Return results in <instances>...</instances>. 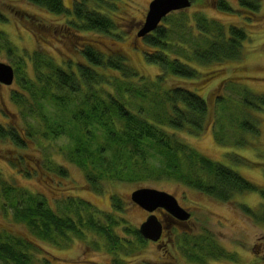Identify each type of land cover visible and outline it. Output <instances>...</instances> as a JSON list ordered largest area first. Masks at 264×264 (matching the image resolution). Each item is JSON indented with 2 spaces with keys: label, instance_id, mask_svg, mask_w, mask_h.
Returning <instances> with one entry per match:
<instances>
[{
  "label": "trees",
  "instance_id": "trees-1",
  "mask_svg": "<svg viewBox=\"0 0 264 264\" xmlns=\"http://www.w3.org/2000/svg\"><path fill=\"white\" fill-rule=\"evenodd\" d=\"M27 1L65 19L60 24L46 23L25 13L22 22L38 47L14 62L19 88L10 94L20 109L23 130L0 123V140L13 143L17 150L28 146V141L34 142L44 155L42 162L39 156L33 157L32 165L30 158L19 152L1 158L25 177L46 176L47 184L54 174L68 176L66 166L55 162L53 151L47 150L51 141L66 136L68 143L59 145L58 152L83 172L88 185L97 192L105 181L143 184L162 178L223 202L255 191L263 199L262 210L257 212L245 203L240 207L255 222L264 223L263 186L180 137L182 131L200 134L214 123L219 144H254L252 137L259 135V120L252 112L264 111V94L242 86L241 101L234 103L233 98L222 95L216 114L207 99L187 85L207 84L221 73V68L203 67L243 56L248 38L244 27L224 24L204 12L193 16L184 9L169 13L152 32L143 37L136 34L138 42H143L134 50L141 48L145 61L160 70L149 78L114 46L126 30L116 19H122L117 12L121 0H74L71 7L63 0ZM238 1L251 11L260 5L258 0ZM216 8L235 11L227 0H218ZM7 19L0 10V21ZM47 32L56 34L60 45L71 52L57 45V54L50 53L43 46ZM2 36L5 33L0 30ZM6 40L0 50L5 47L11 52L10 40ZM28 64L33 75L22 73ZM235 86L229 84L232 90ZM237 156L234 159L238 161L245 159ZM53 202L54 206L43 192L35 193L0 172V209L9 216L4 215L7 220L28 230L23 235L0 231V264H35L33 253L40 248L37 240L65 247L74 238L84 240L96 234V245H106L115 256V264H124L122 255L147 243L138 228L127 224L122 230L130 237L121 236L118 229L123 221L112 212L104 213V222L100 221L82 197L60 196ZM113 204L118 209L121 200L113 197ZM184 240L186 254L202 257L195 236L185 235Z\"/></svg>",
  "mask_w": 264,
  "mask_h": 264
},
{
  "label": "rangeland",
  "instance_id": "rangeland-1",
  "mask_svg": "<svg viewBox=\"0 0 264 264\" xmlns=\"http://www.w3.org/2000/svg\"><path fill=\"white\" fill-rule=\"evenodd\" d=\"M63 1L65 6L71 7L74 0ZM217 1L192 0V5L183 11L187 14L190 13L191 16L197 12H204L224 24L239 25L247 31L248 38L244 42V53L240 59L203 67V70L221 68V73L207 84L187 83L189 87L197 89L199 95L207 99L213 113L216 111V114H219L220 104L216 105L219 97L222 95L229 96L233 98L234 103H239L242 99V86L247 87L255 94H264V0H258L260 5L256 11L241 7L238 0H227L235 9L234 12L217 9ZM150 2L151 0L119 1L117 12L122 19H116L124 23L126 30L124 37L121 40H117L114 46L129 57L130 62L139 73L152 78L160 71L159 67L145 61L144 55H141L143 52L141 48L134 50V46H139V43L143 42H138L136 34L145 20ZM0 10L8 18L5 21H0V30L5 33L4 37H0V44L2 45L7 41L6 39H9V46L14 50V52L13 50L9 52L5 47H2L0 50V62L12 65L14 62H18L19 56L26 55L38 47L33 34L22 22L25 13L28 17L41 19L46 23L60 24L65 19L64 16L32 5L27 0H0ZM191 21L194 23L193 20ZM45 36L46 42L43 46L50 53L57 54V45L66 49L64 45H60L56 34L47 32ZM67 51L71 52V50ZM26 72L29 75H33L30 64L22 69V73ZM230 83L236 85L234 90L229 87ZM17 88H19V84L16 76L11 85L0 83V123L15 126L22 131L23 124L20 109L10 98L12 90ZM254 114V117L259 120V135L252 137L254 141L252 146L235 147L219 144L214 137L216 129L214 123L200 134L195 135L182 131L180 132V137L204 155L226 164L245 178L260 184L264 188V111L255 109L254 113L252 112V115ZM66 143H68L67 137L62 136L54 143L51 141L47 144V150L49 152L53 151L51 153L55 162L66 166L68 170L67 177L61 178L54 174L49 178L48 183L45 184L44 178L46 176L25 177L24 173L18 172L17 168L8 164L0 156L1 175L18 185L27 187L35 193L43 192L52 206H54L53 198L79 196L90 204L92 211L98 213L97 216L102 222H104V213H115L123 221L118 232L121 236L126 237H130L122 230L126 224L132 228H139L140 224L150 214L149 211L131 200V193L139 187H153L167 191L173 194L179 203L197 211L194 214L196 232L207 227V231L211 230L216 234L221 244L228 246L229 250L237 251L238 253L237 258L234 260L209 258L206 262L196 261L188 254H185L186 259L179 261L176 258V263L264 264V223L255 222L240 207L241 204L245 203L260 212L263 207V199L259 193L253 191L236 194L232 200L223 202L183 183L163 178L157 181L149 180L143 184L105 181L102 185L103 189L97 192L88 185L83 172L68 162L61 152H58L57 147ZM16 152L21 153L26 158H30L31 165L34 163L33 157L39 156L40 162H42L41 158L44 155V152L34 142L28 141V146L17 150L13 143L0 140V155L12 156ZM236 155H241L245 159L238 161L234 159ZM27 168L31 170L30 166H27ZM113 197L121 200L120 208L115 209ZM4 215H7L6 212L0 209V231L6 230L22 235L28 232L22 225L7 220ZM95 235H91L84 240L74 238L65 247H59L36 239L40 248L34 250L33 253L35 264H115L114 254L104 244L97 246ZM167 237L169 238L166 241L171 243L173 234H167ZM152 242L147 240V243L138 250L128 255H122L120 260L124 264H168V261L174 262L172 257L178 253L176 244L170 245V251L168 252L167 250L159 251ZM202 251L206 252L205 250ZM178 256L180 255L178 254Z\"/></svg>",
  "mask_w": 264,
  "mask_h": 264
},
{
  "label": "water",
  "instance_id": "water-1",
  "mask_svg": "<svg viewBox=\"0 0 264 264\" xmlns=\"http://www.w3.org/2000/svg\"><path fill=\"white\" fill-rule=\"evenodd\" d=\"M192 5V0H151L143 25L137 35L143 37L152 32L169 13L186 9ZM15 79V69L12 64L0 62V83L11 85ZM131 200L143 209L153 212L157 207H164L181 219H188L190 213L180 206L177 198L167 192L153 187H139L131 193ZM141 235L156 241L159 239L162 226L154 214H150L139 226Z\"/></svg>",
  "mask_w": 264,
  "mask_h": 264
},
{
  "label": "flooded vegetation",
  "instance_id": "flooded-vegetation-1",
  "mask_svg": "<svg viewBox=\"0 0 264 264\" xmlns=\"http://www.w3.org/2000/svg\"><path fill=\"white\" fill-rule=\"evenodd\" d=\"M14 67V65H13ZM2 84V83H1ZM179 202V201H178ZM187 212L190 213L188 219H181L180 217L176 216L175 214L171 213L164 207H157L152 213L156 216L157 220L160 222L162 226L161 235L158 240L153 241V245L159 250H167L168 252L170 245L176 244L177 254L173 255L174 262L168 261V264H178L175 262L177 258L179 261L182 259H186V252L184 251V239L185 235H193L197 238L195 241L196 244L201 246V255L202 257H193L196 261H203L206 262L210 259H232L234 260L237 258V251L229 250L226 245L221 244L218 241L216 234H214L211 230L207 231V227L203 228L202 230L196 232L195 225H194V214L197 211H194L193 208H188L179 203ZM200 213V212H199ZM150 215V214H149ZM148 215V216H149ZM146 219V218H145ZM144 222V221H143ZM206 222V219H205ZM173 234V239L170 241H166L167 234ZM175 247V246H174ZM202 250H205L204 253ZM198 251V252H199ZM178 254L180 256H178ZM166 255V254H165ZM180 257V258H179ZM180 264V263H179Z\"/></svg>",
  "mask_w": 264,
  "mask_h": 264
}]
</instances>
